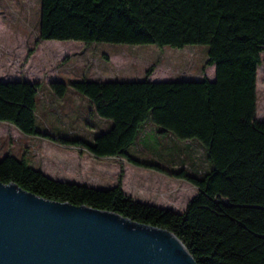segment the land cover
Instances as JSON below:
<instances>
[{
	"label": "trees",
	"instance_id": "obj_1",
	"mask_svg": "<svg viewBox=\"0 0 264 264\" xmlns=\"http://www.w3.org/2000/svg\"><path fill=\"white\" fill-rule=\"evenodd\" d=\"M53 39L174 49L208 46L204 68L215 66L214 79L152 81L151 66L145 80L51 81L56 95L65 97L73 88L109 121L108 129L92 141L39 130L41 83L0 79V122L97 158L119 157L183 179L197 193L178 212L127 194L123 169L115 185L102 189L54 179L10 152L0 159V182L168 229L197 264H264V121L257 119L264 0H41L35 45ZM148 121L159 134L197 140L212 168L167 167L130 154Z\"/></svg>",
	"mask_w": 264,
	"mask_h": 264
},
{
	"label": "rangeland",
	"instance_id": "obj_2",
	"mask_svg": "<svg viewBox=\"0 0 264 264\" xmlns=\"http://www.w3.org/2000/svg\"><path fill=\"white\" fill-rule=\"evenodd\" d=\"M40 9L41 0H0V79H28L41 83L36 108L37 127L41 131L69 137L81 135L92 141L108 129L106 121L93 111L84 95L70 88L65 97H60L50 88L53 80H145L151 66H154L149 77L152 81L202 79L204 76L214 79L215 66L204 68L206 45L174 49L106 42L88 45L81 41L53 39L41 41L36 46ZM32 48L35 49L30 53ZM262 57L257 82V119L260 121H264V51ZM145 128L147 130L128 149L135 157L156 160L167 167L187 166L199 172L212 168L205 149L197 140L159 134L150 121ZM0 146L12 148L16 156H25L29 163L54 179L102 189L112 187L123 169L128 172L123 187L136 197L157 200L163 188L168 192L164 204L179 210L185 209L197 192L187 181L156 177L162 175L154 170H150L152 176L137 169L131 171L133 165L126 160L97 158L81 148L26 135L8 122H0ZM4 155L0 151V159Z\"/></svg>",
	"mask_w": 264,
	"mask_h": 264
},
{
	"label": "water",
	"instance_id": "obj_3",
	"mask_svg": "<svg viewBox=\"0 0 264 264\" xmlns=\"http://www.w3.org/2000/svg\"><path fill=\"white\" fill-rule=\"evenodd\" d=\"M0 264H197L172 231L0 182Z\"/></svg>",
	"mask_w": 264,
	"mask_h": 264
},
{
	"label": "crops",
	"instance_id": "obj_4",
	"mask_svg": "<svg viewBox=\"0 0 264 264\" xmlns=\"http://www.w3.org/2000/svg\"><path fill=\"white\" fill-rule=\"evenodd\" d=\"M27 81H31V80H28V79H26ZM39 82V81H38ZM104 121H106V123H107V127H109V125H110V123H109V121H107V120H105V119H103ZM12 148H10V147H8V146H0V151H2V152H4V154H6V153H8V152H10V153H12ZM12 154H14V153H12ZM15 155V154H14ZM23 157H25V156H23ZM26 158V157H25ZM111 158H119V157H111ZM119 159H121V158H119ZM122 160V159H121ZM131 164V163H130ZM131 165H133V164H131ZM134 166H136V165H133V167L132 166H130V169H131V171H135L134 169H137V171H142V173H145L146 175H148V176H152L150 173V170H152V169H147V168H143V167H139V166H136V168L134 167ZM147 169V170H146ZM155 171V170H154ZM158 172V171H157ZM127 173L128 172H126L125 173V170H124V177H123V186L125 187V183H124V179H125V176H127ZM159 173H161V172H159ZM46 174V173H45ZM47 175V174H46ZM161 175L162 176H156V177H162L163 179H168V177H170V176H168V175H166V174H164V173H161ZM49 176V175H48ZM171 178H173V177H171ZM175 179H177V180H182V181H185V180H183V179H178V178H174L173 180H175ZM60 180V179H59ZM169 180V179H168ZM62 181H67V180H64V179H62ZM71 182H74V181H71ZM116 184V183H115ZM114 184V185H115ZM149 185V184H148ZM113 186V185H112ZM147 186V185H146ZM123 187V189H124V191L127 193V194H129V195H131V196H133L135 199H137V200H139V201H142V202H146V203H149V204H153V205H156V206H158V207H162V208H166V209H171V210H174V211H178V212H182L183 210H179V209H177V208H175V207H173V206H171V205H169V204H164V203H166V202H164V201H167V195H168V192L165 190V189H163L162 188V190L161 191H163V192H161V195L158 197V199L157 200H153V199H149V200H146V199H143V198H138V196L136 197L135 195H134V193L133 192H131V191H129L128 189H126V188H124ZM197 189V188H196ZM160 190V189H159ZM146 190H144V193H143V195L144 196H146V192H145ZM197 193V192H196ZM196 195V194H195ZM187 206V205H186ZM186 208V207H185Z\"/></svg>",
	"mask_w": 264,
	"mask_h": 264
}]
</instances>
